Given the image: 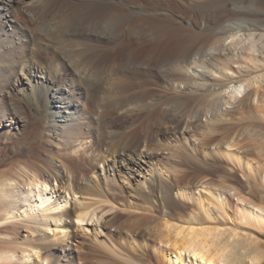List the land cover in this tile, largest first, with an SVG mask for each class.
Returning a JSON list of instances; mask_svg holds the SVG:
<instances>
[{
	"label": "bare ground",
	"instance_id": "obj_1",
	"mask_svg": "<svg viewBox=\"0 0 264 264\" xmlns=\"http://www.w3.org/2000/svg\"><path fill=\"white\" fill-rule=\"evenodd\" d=\"M178 4L183 6L181 15L175 12ZM173 25L200 29L198 44L165 42L143 48L163 26ZM143 70L153 77L164 74L170 102L161 98L165 94L120 80ZM262 92L264 0H0V128L7 122V132L13 136L11 160L0 169V226L5 227L0 241L15 244L0 248V259L13 260L22 250L35 254L34 264H72L74 250L62 248L58 258L51 252L77 238L73 228L83 224L76 225L74 216L84 222L93 220L94 214L83 211L76 198L68 206L70 196L86 192L89 186L107 190L109 186L102 183L109 185L111 171L129 184L130 196L145 203L160 198L172 208L185 196L176 191V182L164 185L167 177L163 180L153 146L154 127L162 128L168 121L174 122L170 138L187 155L199 158L200 143L209 148L203 150L206 157L225 147L236 162L244 158L239 163L247 172L264 174ZM240 107L255 114L248 112L250 123L230 136L225 122ZM221 132L226 135L217 140ZM249 136L259 144H240ZM30 139L44 144L39 159L31 158ZM213 199L217 205L223 203L220 195ZM170 215L166 216L174 214ZM18 218L20 224L15 222ZM182 229L168 236L167 246L173 251L167 250V255L166 247L157 245L167 264H259L261 260L258 252H243L249 236L234 230ZM194 254L200 258H193Z\"/></svg>",
	"mask_w": 264,
	"mask_h": 264
},
{
	"label": "rangeland",
	"instance_id": "obj_2",
	"mask_svg": "<svg viewBox=\"0 0 264 264\" xmlns=\"http://www.w3.org/2000/svg\"><path fill=\"white\" fill-rule=\"evenodd\" d=\"M177 7L175 8V12L179 15L183 14L182 13L183 6L181 4H178ZM193 19L196 20L195 17H193ZM197 20H200V18ZM209 26L211 28H214L216 26V23L214 22L213 19L212 20L210 19ZM193 27L194 26H192V31L188 28L190 30L189 31L187 28H184L179 25L178 26L177 25L166 26V27L163 26L160 30H158V34L155 36V39L153 41L148 42L143 48H146L148 50L150 48L159 47L163 45L165 42H169L171 45H177V46H184V45H190V44H193L196 46L198 44L197 41H199V39H197V35L200 29H197V27H194L195 33L196 31H198L195 34L193 33L194 32ZM242 52L247 53L249 52V50L242 49ZM245 63H247V61L244 62V65H246ZM142 72L146 73L147 70L141 71L140 72L141 76L138 75L139 73L137 74L132 73V74H129L131 75V77L129 75H126L124 76L125 78L122 77L120 80L121 82L124 81L122 83L126 82V84H128L130 87H135L138 84V85L143 86L144 88L146 87L145 89L147 90H149L150 88V90L152 89L159 95L165 94V98L168 95L167 100L162 96L161 98L164 99V101L166 102H170L169 100L170 95L168 94L170 92L165 88V83L163 80L164 74L162 73L163 75L161 76L160 74L159 75L157 74L156 76L153 77V76L147 75L149 74L148 72L146 74H143ZM259 72H256V73L259 74ZM256 73H254L253 75H255ZM148 76H150L151 79H149ZM143 77L145 79L148 78V81L141 82L143 79H140V78H143ZM132 82H134L135 84ZM263 93L264 92H262V94ZM23 102L26 103V100H23ZM244 109L241 107L236 109L237 112L234 111V114L232 115V117L231 116L229 117V120L227 121L228 123L225 122V125L226 126L228 125L227 127L231 128L228 131L230 136H232L234 133H237L243 130L244 127L250 123L249 122L250 115L248 116V112L249 114L250 113L255 114L254 110L249 111V109L247 110L245 109V111H243ZM245 115L246 117L244 118L243 116ZM173 123L174 122L172 121H168L162 125L164 127L167 124L168 127L170 126L169 128L168 127L161 128V126L159 128L154 127L155 128L154 131H156V134H157L156 135L157 139L154 138V144L156 145L158 144L159 146L158 145L156 146L153 144V146H155V148L154 147L153 148H154L155 153L158 155V157L156 158V161L158 162L159 168L163 167L161 168V173H162L161 175L164 176L162 177L163 180L166 177L170 178V179L166 178L164 180L165 182L164 185L166 184L165 186L168 187V185H172L173 183L176 182L174 184V187L175 189L177 188L176 191L178 190L179 191V192L177 191L178 193L181 192L180 193L181 196L183 193V196H185V197L182 196L183 198L181 199L183 200L181 201V199L179 198L180 199V200L178 199L179 202L177 201L178 203L176 202L175 203L176 205L174 204L172 208L170 207L166 208V206L164 205L165 203L162 204L163 199L161 200L159 197H158L159 199H157V201L159 202L156 201L157 204L155 203V201H152V200L151 202L150 200H147V203H145L146 200L142 199L139 196H136L134 194L130 196L131 194L128 189L129 184L127 182H124L125 180H122L123 178L118 172H115V175L113 176L112 175L113 172L110 170L111 179H110L109 185L102 183L103 184L102 186L103 187L109 186L108 189H110L109 190L110 194L113 197L108 194L109 193V191L107 192L108 189L107 190H105L104 188L102 189L105 195L107 194L105 196L103 191L99 190L97 187H94V186H89L90 189H87L86 192L83 190L79 191L80 193H76L74 195V198H71L70 196V202L68 206H71L74 202V199L76 198L78 200V203L81 204L83 211H91L94 214V219L93 220L89 219L88 221L81 222L76 216H74L73 219L76 225L83 224V226L85 225L86 226L85 227L83 226L74 227L75 229L73 228V231L74 233H76L77 238L75 237L74 239L70 241L64 242L63 244H61L60 246L61 248L52 250L51 253L54 255L53 258L59 256L63 248L66 251L74 250L75 258L72 259V264H167L166 259H165L166 256L164 255L163 251H160L157 248V245L158 246L163 245L164 248L166 247L164 252L167 255V252L169 250H170L169 252H171V250L173 251V249L171 248L169 249V246H167V243H168L167 241L173 235V232L175 233L176 231L181 230V228H183L182 230H186L187 228H192V227H201V228L205 227L208 229L218 228V229H213V230L230 229V230H234L235 232L239 233L238 235L240 236H245V235L246 237L249 236L247 238L249 242L246 241L245 243L246 248L245 246L242 248L243 252L246 251V254H255L256 252H258L261 256V260H259L260 261L259 264H264V211H263L264 210V198H262V196L264 195L263 194L264 193V188H263L264 187V174L261 171H259V173L258 171L255 172L257 174H255L254 172L251 173L250 171L247 172L248 169L242 162L244 161L243 160L244 158L241 157L242 159H237L238 161L236 162V159H235L236 157L234 156L232 157V155L228 153L229 150L225 147H221V149L216 154L207 155L206 157L205 155H202L204 154L203 152H205L203 150L206 149L207 147L206 143H200L198 144L199 145L198 147L199 158L197 156L192 157L193 155L191 156L189 151H188L189 154L187 155V151L183 150L182 149L183 147L178 148L180 147L176 145L178 143L174 139L172 140L169 136L170 134H172L173 132L172 130L174 129ZM7 124L8 123L5 122L4 124L1 125L2 128H0L1 129L0 130V160L2 161V163H0V169L6 166V163L4 164L3 162H9L11 160L10 157H12V152H10L11 151L10 148L12 145L11 142H13L12 141L13 138L11 137L13 136L11 134H8L7 132L8 128L6 127ZM25 130L26 129L23 130L24 133L26 132ZM166 131L167 132L169 131V133H167ZM27 132H28V129H27ZM223 135L225 136L226 133H223V132L219 134L217 133L216 134V136H218L216 137L217 140L220 137L222 138ZM158 139L160 142L158 141ZM30 140L32 141L31 143H29L30 149L32 152L31 158L39 159L40 157L43 156L42 148L44 144L43 143L41 144V142H36L33 139H30ZM156 140L159 143L155 142ZM168 140H169V143H167ZM171 141H173L174 143ZM239 142L240 144H244V143H250L252 145L259 144V140H257L256 137H251V136L246 137L245 139ZM36 146H38L37 149L35 148ZM200 147L202 149H200ZM156 149H159L160 151ZM207 149L209 150L208 147ZM40 151H41V154H40ZM232 151H235V150H232ZM174 154H175V157L173 156ZM183 154H186L187 156ZM170 155H172V157ZM203 156H205L206 158H204ZM248 156H250L251 158V155H248ZM183 157H186L188 159L186 158L183 159ZM239 160H242V161L239 163ZM102 165H104V163H102ZM174 165L176 168L173 167ZM202 165H204V167ZM182 166L185 168H183ZM172 169L174 170L172 171ZM182 172H185V173H182ZM261 173L263 177L261 176ZM257 175L259 177H257ZM119 176H121V178ZM252 179H254V181ZM169 180L172 183H170ZM177 183H178V186H177ZM183 191H185L186 193ZM84 193H85V196H82L84 195ZM213 195L215 196L220 195V199L223 200L222 201L223 203H221L220 205H217L213 199ZM133 196H136V197H133ZM80 197L82 198V200ZM187 200H188V203H187ZM130 201L132 202L131 204H133V202L134 203L136 202L135 204H133L134 206L130 204ZM120 202H121V205H120ZM148 202L150 203L149 205H148ZM122 203H124L125 205H122ZM155 204L157 206L158 205L160 206H158L157 208V206L155 207ZM199 204H202V205L200 206ZM106 205H108V207H106ZM17 209L18 208H15L16 211ZM136 209H138V212L136 211ZM133 210H135L136 213ZM165 210H170V211H166L163 213V211ZM253 212H255V214ZM170 213L171 215L172 214L174 215H172V217L169 218L167 216H169ZM97 216L99 217V219ZM165 217L167 218L165 219ZM20 219L21 218L16 219L15 222L17 224H20L19 223ZM197 223L199 224L197 225ZM163 224L165 225L167 224L165 226L166 229L164 228ZM174 225L179 226V228L176 226L174 227ZM175 228L178 230H176ZM4 230H5V227L0 226V232ZM170 230H171L170 232L171 234L169 233ZM38 234L39 232H36L35 236L36 237L39 236ZM168 236L170 237L168 238ZM133 240H135V242L137 241L136 243L138 247L133 246L132 244ZM11 243L12 242L3 243L2 241H0V248L2 249L4 247L6 248V246L11 247L15 245ZM250 244H251V247H250ZM32 254L33 255L31 256V253H28V251L18 250L17 255L16 254L13 255L14 257L12 258L13 260L9 259L8 261L6 259L5 260L0 259V263L4 262L3 264H10L11 263L10 261H12L11 264H34L35 254L34 253ZM27 255L30 257L26 258L25 256ZM65 255L66 254L64 253L63 256Z\"/></svg>",
	"mask_w": 264,
	"mask_h": 264
},
{
	"label": "snow or ice",
	"instance_id": "obj_3",
	"mask_svg": "<svg viewBox=\"0 0 264 264\" xmlns=\"http://www.w3.org/2000/svg\"><path fill=\"white\" fill-rule=\"evenodd\" d=\"M183 255V254H182ZM193 258H196V259H198V258H200V257H198V256H196L195 254L193 255Z\"/></svg>",
	"mask_w": 264,
	"mask_h": 264
}]
</instances>
